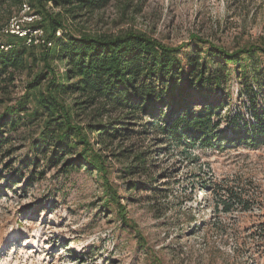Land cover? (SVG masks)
<instances>
[{"label":"rangeland","instance_id":"374dc122","mask_svg":"<svg viewBox=\"0 0 264 264\" xmlns=\"http://www.w3.org/2000/svg\"><path fill=\"white\" fill-rule=\"evenodd\" d=\"M19 7L5 5L0 26ZM69 25L72 32L134 29L171 45L198 36L234 49L264 37V0H108ZM31 74L15 73L0 92V113L23 95ZM237 91L231 78L225 91L230 112L239 104ZM37 123L3 129L0 264H264V144L197 143L185 154L183 141L163 142L148 133L143 148L153 141L160 150L150 160L158 174L151 177L124 175L123 162L108 158L109 181L128 222L143 239L139 244L117 216L115 203L105 204L96 172L64 173L44 153L37 155L35 166L23 168L20 160L34 156L28 145L38 132ZM125 145L117 142L114 149ZM127 183L147 185L128 191ZM236 194L249 198V209L235 204L228 212H214L220 196L234 202Z\"/></svg>","mask_w":264,"mask_h":264},{"label":"trees","instance_id":"16d2710c","mask_svg":"<svg viewBox=\"0 0 264 264\" xmlns=\"http://www.w3.org/2000/svg\"><path fill=\"white\" fill-rule=\"evenodd\" d=\"M23 1L0 0V11ZM25 1L41 16L34 26L44 30L50 45L27 46L0 31V92L16 72H33L23 95L0 113V148L6 142L5 127L15 130L37 121L38 132L28 145L34 156L20 160L23 168L35 166L37 155L44 153L46 161L64 173L96 172L105 204L115 203L117 216L139 244L143 239L128 222L109 181L108 158L123 162L124 175L151 177L158 174L150 160L160 150L153 141L149 149L143 148L148 133L163 142L183 141L185 154L197 143L264 144V37L226 49L198 36L171 45L134 29L72 32L70 22L108 0ZM231 78L237 81L240 98L233 112L227 110L231 102L225 94ZM117 142L128 146L115 151ZM6 180L17 183L13 176ZM146 185L127 183V189ZM221 197L212 206L214 212H228L235 204L249 209V198L236 194L234 202H226Z\"/></svg>","mask_w":264,"mask_h":264},{"label":"built area","instance_id":"2783aa9c","mask_svg":"<svg viewBox=\"0 0 264 264\" xmlns=\"http://www.w3.org/2000/svg\"><path fill=\"white\" fill-rule=\"evenodd\" d=\"M40 18V15L37 14L30 4L24 0L20 4L18 12L12 16L8 23L3 27L2 33L12 34L23 39L27 46H49L50 42L47 41L44 30L40 27L34 26ZM56 35H60V30L56 31Z\"/></svg>","mask_w":264,"mask_h":264}]
</instances>
